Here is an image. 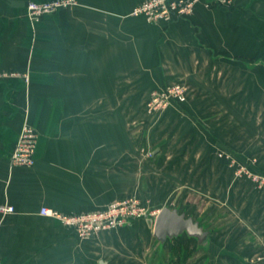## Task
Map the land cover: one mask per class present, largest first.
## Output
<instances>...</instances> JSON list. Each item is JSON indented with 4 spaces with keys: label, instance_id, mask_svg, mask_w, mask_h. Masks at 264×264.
Returning a JSON list of instances; mask_svg holds the SVG:
<instances>
[{
    "label": "crops",
    "instance_id": "0c3cea01",
    "mask_svg": "<svg viewBox=\"0 0 264 264\" xmlns=\"http://www.w3.org/2000/svg\"><path fill=\"white\" fill-rule=\"evenodd\" d=\"M48 1L0 0V208L14 207L0 212V264H161L153 253L175 244L153 218L81 239L41 214L151 197L196 222L192 199L234 219L173 264H264V0H203L170 24L132 16L144 0H76L31 20L29 2ZM175 83L187 100L161 116L150 158L146 103ZM26 121L36 162L12 169Z\"/></svg>",
    "mask_w": 264,
    "mask_h": 264
},
{
    "label": "built area",
    "instance_id": "2783aa9c",
    "mask_svg": "<svg viewBox=\"0 0 264 264\" xmlns=\"http://www.w3.org/2000/svg\"><path fill=\"white\" fill-rule=\"evenodd\" d=\"M203 0H144L137 6L132 16H143L154 24H170L193 15L197 5ZM77 4L76 0H52L44 3L29 2L28 16L39 21L45 15ZM187 100V88L182 84H172L153 91L146 103L149 114L158 115L167 111L173 104H183ZM38 132L27 121L20 132L19 139L10 159V167L31 168L35 165ZM257 181L263 183L264 180ZM4 215L14 212V207L4 205L0 208ZM158 211H150L139 199L127 198L109 204L98 211L81 214H64L49 208H42L43 216L58 220L62 225L72 229L79 238L89 239L103 232L116 231L140 219H155Z\"/></svg>",
    "mask_w": 264,
    "mask_h": 264
},
{
    "label": "rangeland",
    "instance_id": "374dc122",
    "mask_svg": "<svg viewBox=\"0 0 264 264\" xmlns=\"http://www.w3.org/2000/svg\"><path fill=\"white\" fill-rule=\"evenodd\" d=\"M175 104H173V106ZM172 107H170L167 111L163 112L162 114H158V115L149 114L146 110L145 119L141 121L142 124H144L143 130L141 132L144 134V136L148 140L144 142H140V146H142V149L145 150L146 155H148V157L150 158L152 157L153 149L156 146V132H157L156 126L161 116L164 115L166 112H168ZM138 131H139V128H138ZM220 157H223V155H220ZM187 175H189V173H187ZM184 176L186 175L182 173L181 174L182 185L186 183V181L184 180ZM188 193L189 192L187 190H184L182 192L181 200L183 203L188 198L187 196ZM151 198L156 203L154 206H152L151 204H144V203L143 204L146 205V207L149 208L150 211H158V208L162 206L161 202L164 200L158 203L159 201L155 197H151ZM192 201L196 202L197 204H188L189 202H187L186 205L182 207L184 210H186V212L190 211L188 213H191V211H194L196 209V211L193 212L194 213L193 215L199 219V223L203 227L204 230L215 231L218 228L225 227L227 224L230 225L234 221L232 217L226 216V214H224V211H222L221 209H217V210L210 209V208L207 209L208 207L205 206L203 201H200L198 199H192ZM213 218H217V220L214 221ZM180 240H185V241H180ZM171 242L175 244L171 252L166 253L162 248H160L159 249L160 252L158 250L153 253L152 258H150V262L157 261V262H160L161 264H173L176 261L183 262L187 260L188 258V247L187 246L188 244H190V242L198 246V252L206 248L205 246L207 243H208L207 246L209 245L208 235L202 238L201 240L197 238H188L187 235H182L179 238L172 239ZM165 243H167V241ZM165 243H162V244H165Z\"/></svg>",
    "mask_w": 264,
    "mask_h": 264
},
{
    "label": "water",
    "instance_id": "95a60500",
    "mask_svg": "<svg viewBox=\"0 0 264 264\" xmlns=\"http://www.w3.org/2000/svg\"><path fill=\"white\" fill-rule=\"evenodd\" d=\"M186 234L189 238L201 240L207 236L199 222L186 217L176 209L162 208L154 220V236L157 241L165 243ZM100 264H107L102 261Z\"/></svg>",
    "mask_w": 264,
    "mask_h": 264
}]
</instances>
